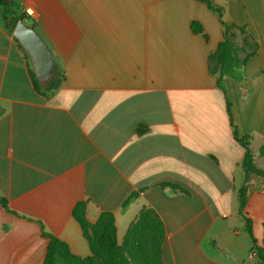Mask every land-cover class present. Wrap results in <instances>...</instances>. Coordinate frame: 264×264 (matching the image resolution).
Returning a JSON list of instances; mask_svg holds the SVG:
<instances>
[{
    "label": "crops",
    "instance_id": "0c3cea01",
    "mask_svg": "<svg viewBox=\"0 0 264 264\" xmlns=\"http://www.w3.org/2000/svg\"><path fill=\"white\" fill-rule=\"evenodd\" d=\"M0 6V264H43L50 240L82 258L88 225L112 217L118 245L152 212L163 229V264H257L264 239V0H216L225 20L247 26L258 53L226 78L209 55L224 40L218 16L198 0H11ZM34 17H27L26 8ZM46 35L64 80L36 91L13 17ZM198 22L204 34H194ZM29 23V24H30ZM28 56V55H27ZM15 213V214H13Z\"/></svg>",
    "mask_w": 264,
    "mask_h": 264
},
{
    "label": "trees",
    "instance_id": "16d2710c",
    "mask_svg": "<svg viewBox=\"0 0 264 264\" xmlns=\"http://www.w3.org/2000/svg\"><path fill=\"white\" fill-rule=\"evenodd\" d=\"M205 3L209 10L215 13L223 27L225 28L224 40L218 46V48L213 51L209 57V71L210 74L217 77L218 87L226 92V86L224 81L226 78L233 80H241L243 78L242 70L246 65L247 61L255 56L259 51V44L254 36L250 33L247 26H240L235 23H229L225 20V8L216 3V0H198ZM0 6L6 9L12 6L11 0H0ZM24 19L26 17L22 14L20 17H13V27L17 24L19 19ZM32 26L36 28V24L31 22ZM191 29L194 34H204L202 26L198 22H193L191 24ZM240 38L242 43H239ZM21 46V45H20ZM26 57H29L26 54ZM30 74L33 80L34 87L36 91L44 95H49L55 92L57 88H54V82L48 88H42L39 81L32 69L30 63ZM60 78L62 82L65 78L63 71L59 66L56 67V80ZM227 110L229 116L232 120V125L234 127L235 138L241 143V145L246 149L245 159H244V170L246 173V181L248 179L250 172H255L258 175L264 176V170L258 169L254 164V156L250 148V136L241 137L237 131V128L233 122L230 103L227 100ZM264 151V146L262 147ZM0 205H2L6 210H8L7 202L4 198H0ZM247 205V186L246 183L240 189V216L245 222L246 231L249 233L253 240V248L258 256V261L260 264H264V248L259 246L256 238L253 235L252 220L248 217V213L245 211ZM84 204L79 203L74 209V217L80 223L83 231L84 237L88 240L91 249V255L85 258L73 254L67 243L61 241L60 239L47 234L42 229V237L48 238L50 240L46 260L44 264H52L53 254L57 250L62 254L63 258L67 262H75L77 264H134L133 254L132 259L128 257L129 248L127 251L124 248L125 242L135 240V245L133 247L136 256L137 264H147L149 260V249L146 247V241L149 238H154L155 243L161 246L163 243V229L159 220L153 215L152 212L142 213V216L132 225L128 231L123 245H118L115 236V229L113 226L112 217L109 214H102L98 222L94 225H88L83 218L82 210ZM15 214V213H13ZM16 215V214H15ZM112 229V231H111ZM264 244V239H263ZM161 247L156 253L158 260L161 261Z\"/></svg>",
    "mask_w": 264,
    "mask_h": 264
},
{
    "label": "water",
    "instance_id": "95a60500",
    "mask_svg": "<svg viewBox=\"0 0 264 264\" xmlns=\"http://www.w3.org/2000/svg\"><path fill=\"white\" fill-rule=\"evenodd\" d=\"M13 34L28 55L41 87L48 88L54 82V88H58L60 78L56 80V59L40 33L21 18L15 25Z\"/></svg>",
    "mask_w": 264,
    "mask_h": 264
},
{
    "label": "rangeland",
    "instance_id": "374dc122",
    "mask_svg": "<svg viewBox=\"0 0 264 264\" xmlns=\"http://www.w3.org/2000/svg\"><path fill=\"white\" fill-rule=\"evenodd\" d=\"M11 24V26L13 27V22L11 21L10 22ZM28 23H30V22H28ZM32 25V24H31ZM39 33H40V35L44 38V40L46 41V43L48 44V46L50 47V49H51V46H50V43H49V40L47 39V37H46V35L44 34V32L41 30V28H39V27H36L35 28ZM239 43L241 44L242 43V39L240 38V40H239ZM258 164L262 167V168H264V157L263 158H261L260 160H259V162H258ZM111 231H112V229H111ZM123 244H124V242H123ZM122 244V245H123ZM134 245H135V240H133V241H128V243L126 244V242H125V245H124V248H125V250L127 251V249L129 248V255H128V253H126V255L129 257L130 256V259H132V254H133V259H135V261L133 260V262H134V264H137V262H136V256L134 255V253H135V251H134V249H133V247H134ZM146 247H148V249H149V256H150V258H149V260L147 261V264H163V260H162V257H163V244L161 245V246H159V248H158V246L156 245V243H155V239L153 238H149L148 239V241H146ZM259 246H261V247H263L264 248V244H263V242H262V244L261 245H259ZM160 247H161V261H159L158 260V256H157V252H158V249L160 250ZM47 255V254H46ZM257 259H258V256L256 257ZM45 260H46V257H45V259H44V262H43V264L45 263ZM52 264H77V263H75V262H67L64 258H63V256H62V254L61 253H59L57 250L54 252V254H53V260H52ZM257 264H260V262L258 261V263Z\"/></svg>",
    "mask_w": 264,
    "mask_h": 264
},
{
    "label": "built area",
    "instance_id": "2783aa9c",
    "mask_svg": "<svg viewBox=\"0 0 264 264\" xmlns=\"http://www.w3.org/2000/svg\"><path fill=\"white\" fill-rule=\"evenodd\" d=\"M25 14H26L27 17H34L35 16L34 10L32 8H30V7L26 8ZM250 255H251V257H255V258L257 257V253H256V251L254 249H252Z\"/></svg>",
    "mask_w": 264,
    "mask_h": 264
}]
</instances>
